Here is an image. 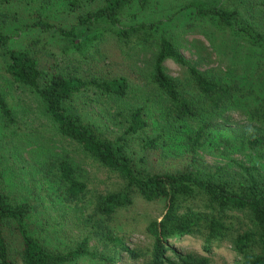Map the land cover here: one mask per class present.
I'll return each instance as SVG.
<instances>
[{
    "label": "rangeland",
    "instance_id": "obj_1",
    "mask_svg": "<svg viewBox=\"0 0 264 264\" xmlns=\"http://www.w3.org/2000/svg\"><path fill=\"white\" fill-rule=\"evenodd\" d=\"M69 1H0V29L13 35L9 47L29 48L50 71L86 79L136 74L135 90L115 103L96 99L90 90L75 94L68 102V109L83 123L112 139L123 136L125 150L140 171H190L243 181L247 180V174L242 168L249 167L254 175L264 177V151L241 144L239 134L247 122L239 114L227 113L217 119L195 153L181 133L167 126L157 102L163 98L148 84L156 48L131 43L125 46L112 40L95 43L93 39L83 53L73 45V38L57 30L45 32L24 26L40 15L60 26L75 25L77 43L99 32L113 34L115 27L106 20H98L89 28L77 22L78 14L97 8L102 0H77L80 6L75 10ZM191 1L194 0H149L144 10L133 5L124 11L122 24L129 27L141 21L159 23L160 31L174 40L188 64L216 75L231 69L243 74L244 61L233 52L245 49L243 38L211 20L190 22ZM202 1L227 9L236 6L244 21L264 32V5L260 0H245L244 4L237 0ZM3 49L0 47V95L12 111V120L8 122L0 112V185L14 202L32 204L31 233L52 251L60 252L75 248L83 238L87 239L88 248L95 255H84L64 264H149L150 236L146 231L150 221L160 217L162 203L146 202L135 196L131 208L122 209L114 217L100 213L95 207L98 197L126 190L125 180L58 132L39 94L14 81L6 71L7 56ZM164 65L172 76L182 73L181 67L171 59ZM147 96L153 101L148 109ZM141 104L146 107L147 123L143 129L129 134L126 132L128 112ZM118 109L122 111L117 112ZM197 124L198 121L187 122L184 130L192 133ZM159 134L160 142L154 148H147L144 143L147 138ZM61 159L69 160L76 175L86 183V193L79 200L67 202L55 192L53 171L48 173V167ZM245 221L242 213L233 212L230 235L244 228ZM107 234L120 237L128 249L114 243ZM177 247L185 252H201L200 242L192 238H186ZM102 255L113 256L115 262L103 260L99 257ZM209 256L210 264H242L229 240ZM16 264L22 263L19 260Z\"/></svg>",
    "mask_w": 264,
    "mask_h": 264
},
{
    "label": "trees",
    "instance_id": "obj_2",
    "mask_svg": "<svg viewBox=\"0 0 264 264\" xmlns=\"http://www.w3.org/2000/svg\"><path fill=\"white\" fill-rule=\"evenodd\" d=\"M237 1L245 3V0ZM148 2L102 0L97 8L78 14L77 22L88 28L101 19L115 27L112 35L99 32L78 43L74 38L77 35L75 25L67 28L37 15L24 26L45 32L57 30L59 34L73 38V45L83 53L93 39L95 43L112 40L125 46L131 43L156 48L148 84L163 98L157 102L167 126L183 135L193 153L204 144L214 122L227 113L239 114L247 122L239 134L241 144L264 151V32L244 21L236 6L227 9L202 0L191 1L188 4L192 12L190 22L211 20L232 30L246 44L245 49L233 51L235 57L244 61L243 74L238 75L232 69L219 75L211 74L188 64L174 40L160 31L159 23L141 21L129 27L122 24L125 10L133 5L144 10ZM69 3L74 10L80 6L77 0ZM259 3L264 5V0ZM12 37L11 33L0 29V47L7 56L5 68L12 79L39 94L62 136L78 143L88 155L118 172L125 180L126 190L98 197L97 210L108 218L114 217L122 209L131 208L135 196L146 202L162 203L160 217L151 220L146 231L150 236L149 264H210L209 255L227 240L241 257L242 264H264V177H257L249 167L242 168L247 174V180L243 181L202 176L190 171L138 170L125 150L123 136L112 139L99 133L68 109V102L83 90H90L96 99H110V103L124 100L135 90L136 74L86 79L50 71L29 48L9 47ZM168 59L181 67L179 76L167 73L164 64ZM152 103L147 96V109ZM145 110V105L141 104L128 112L127 133H136L145 127ZM0 112L5 120H12V111L1 95ZM190 121H198L192 133L184 130ZM160 139L161 134L147 138L144 143L147 148H154ZM50 170L53 171L54 179L51 180H54L55 192L62 200L71 202L85 195L86 183L76 175L69 160H59L48 167V173ZM233 212L242 213L246 221L245 227L231 236ZM32 213L30 202H14L0 185V264H16L19 260L22 264H64L84 255H95L85 238L65 252L49 249L31 233ZM107 236L128 249L117 235ZM186 238L198 240L201 252L180 250L177 245ZM129 252L136 257L134 251ZM99 257L115 262L113 256Z\"/></svg>",
    "mask_w": 264,
    "mask_h": 264
}]
</instances>
